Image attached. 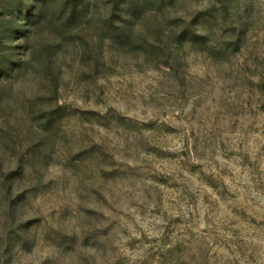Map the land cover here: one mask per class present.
Returning a JSON list of instances; mask_svg holds the SVG:
<instances>
[{
  "label": "rangeland",
  "instance_id": "rangeland-1",
  "mask_svg": "<svg viewBox=\"0 0 264 264\" xmlns=\"http://www.w3.org/2000/svg\"><path fill=\"white\" fill-rule=\"evenodd\" d=\"M0 264H264V0H0Z\"/></svg>",
  "mask_w": 264,
  "mask_h": 264
}]
</instances>
